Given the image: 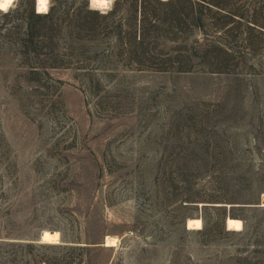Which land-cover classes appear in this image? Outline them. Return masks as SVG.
<instances>
[{
	"label": "rangeland",
	"instance_id": "rangeland-1",
	"mask_svg": "<svg viewBox=\"0 0 264 264\" xmlns=\"http://www.w3.org/2000/svg\"><path fill=\"white\" fill-rule=\"evenodd\" d=\"M49 1V12L89 4ZM222 2L240 36L205 16L208 36L162 38L151 53L180 55L186 72L139 70L89 41L74 45L81 60L66 34L57 58L27 60L1 13L36 0L0 11V264H264V39L249 51L246 2ZM211 45L231 51L230 70H209ZM45 230L63 243L40 244Z\"/></svg>",
	"mask_w": 264,
	"mask_h": 264
},
{
	"label": "trees",
	"instance_id": "trees-1",
	"mask_svg": "<svg viewBox=\"0 0 264 264\" xmlns=\"http://www.w3.org/2000/svg\"><path fill=\"white\" fill-rule=\"evenodd\" d=\"M112 1L111 11L106 13L83 4L73 12L66 9L60 11L52 6L46 14H39L36 9L25 13L15 8L1 15L10 44L18 45L27 60L33 57L40 64L42 57H48L47 51L50 56L57 58L54 55L55 49L59 47L57 39L60 40L66 34L69 42H65V45L72 56L81 60H88L87 51L76 49L74 45L89 41L96 43L97 48L108 47L111 58L134 64L139 70L169 71L177 65L176 70L186 72L190 67L185 66L180 55H167L159 59L151 54L159 50L160 39L174 41L178 37L186 38L196 29L208 36L204 25L205 16L212 19L214 30L218 27L230 40L232 36L242 33L238 27L227 28L228 21L234 20L237 14L222 1L232 0H134L129 9L124 11L119 0ZM242 1L246 2L244 8L251 13L244 38L245 46L256 53L259 41L264 39V20L261 18L264 13L261 9L264 7L258 8L257 5L264 3V0ZM92 5L96 7L95 0H92ZM109 40H113L114 45L107 43ZM210 48L214 50L211 53L215 52L218 56L209 70L217 73L230 70L231 58L234 56L231 51L218 45H211Z\"/></svg>",
	"mask_w": 264,
	"mask_h": 264
},
{
	"label": "bare ground",
	"instance_id": "bare-ground-1",
	"mask_svg": "<svg viewBox=\"0 0 264 264\" xmlns=\"http://www.w3.org/2000/svg\"><path fill=\"white\" fill-rule=\"evenodd\" d=\"M15 0H13L14 2ZM12 2V4H13ZM91 6L92 5V0H91ZM9 5L8 9L12 6ZM50 6V1L47 0V4L44 5L41 3V0H36V9H37V13L39 14H46L49 12V7ZM95 9H99L100 11H105V10H109L112 8V1L111 0H95ZM7 9V10H8ZM0 11H5L3 9H0ZM264 207V201H263V205ZM226 227L228 231H232V232H239L243 230L244 227V223L242 220L240 219H235V218H228L226 220ZM187 228L188 230H202L203 229V221L201 219H189L187 221ZM41 237L39 240L40 244H47V245H59L62 244V235L59 231L57 230H45L44 232H42ZM105 247L107 248H114L117 246L118 240L116 238L107 236L105 239Z\"/></svg>",
	"mask_w": 264,
	"mask_h": 264
},
{
	"label": "snow or ice",
	"instance_id": "snow-or-ice-1",
	"mask_svg": "<svg viewBox=\"0 0 264 264\" xmlns=\"http://www.w3.org/2000/svg\"><path fill=\"white\" fill-rule=\"evenodd\" d=\"M12 2H13V0H0V8H3L5 3L8 4V5H11ZM41 3L46 5L47 4V0H41Z\"/></svg>",
	"mask_w": 264,
	"mask_h": 264
},
{
	"label": "clouds",
	"instance_id": "clouds-1",
	"mask_svg": "<svg viewBox=\"0 0 264 264\" xmlns=\"http://www.w3.org/2000/svg\"><path fill=\"white\" fill-rule=\"evenodd\" d=\"M8 7H9V5L5 3V4H4V7H3V8H0V9H3V10H5V9H6V10H7V9H8ZM6 10H5V11H6Z\"/></svg>",
	"mask_w": 264,
	"mask_h": 264
},
{
	"label": "water",
	"instance_id": "water-1",
	"mask_svg": "<svg viewBox=\"0 0 264 264\" xmlns=\"http://www.w3.org/2000/svg\"><path fill=\"white\" fill-rule=\"evenodd\" d=\"M90 2H91V0H89V5H90V8H91V9L99 10V9H95L94 7H92ZM41 237H43V236H41ZM41 237H40V238H41ZM39 241H41V240H39Z\"/></svg>",
	"mask_w": 264,
	"mask_h": 264
}]
</instances>
